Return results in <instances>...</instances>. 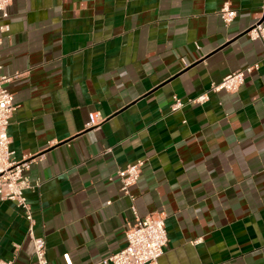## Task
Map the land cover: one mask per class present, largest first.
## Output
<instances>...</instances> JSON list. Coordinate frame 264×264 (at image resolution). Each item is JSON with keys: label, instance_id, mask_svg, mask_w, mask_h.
Here are the masks:
<instances>
[{"label": "crops", "instance_id": "obj_1", "mask_svg": "<svg viewBox=\"0 0 264 264\" xmlns=\"http://www.w3.org/2000/svg\"><path fill=\"white\" fill-rule=\"evenodd\" d=\"M260 20L264 0H11L7 133L31 160L24 196L46 264H100L125 246L132 205L165 214L158 264H264V40L246 33ZM253 64L236 92L188 101ZM137 160L131 199L117 171ZM27 231L0 200V259L38 264Z\"/></svg>", "mask_w": 264, "mask_h": 264}, {"label": "built area", "instance_id": "obj_2", "mask_svg": "<svg viewBox=\"0 0 264 264\" xmlns=\"http://www.w3.org/2000/svg\"><path fill=\"white\" fill-rule=\"evenodd\" d=\"M10 3L11 0H0V32L9 30V25L4 23L3 20L9 16ZM219 14L223 22L229 23L235 17L236 11L224 4L219 9ZM246 33L252 40H264L263 21L255 23ZM1 41L0 37V44ZM256 69H258V64L248 65L232 71L223 76L219 82H212L208 91L188 101L203 103L208 99L209 91L236 92L243 83L245 74ZM18 75V73L13 76L5 75L2 72L0 59V200L13 201L23 210L24 216L28 221L27 235L33 245L35 260L38 264H46L45 239L43 236H36L33 233L34 221L31 206L24 196V190L32 186L26 173L29 170L31 160L27 157L19 160L15 158L14 151L10 149V137L7 133L9 119L16 109L13 93L8 90L7 84ZM183 105L182 100L174 97L170 104V109L175 111ZM102 121L103 118L99 112L95 111L88 114V127H97ZM142 165L143 161L137 160L117 171V177L121 181V190L131 199L129 187L137 182ZM130 208L134 221L126 225L124 230L125 246L117 252L102 258L100 264H158L167 242L165 214L158 211L140 216L133 205ZM0 264H12V260L0 259Z\"/></svg>", "mask_w": 264, "mask_h": 264}, {"label": "water", "instance_id": "obj_3", "mask_svg": "<svg viewBox=\"0 0 264 264\" xmlns=\"http://www.w3.org/2000/svg\"><path fill=\"white\" fill-rule=\"evenodd\" d=\"M262 20L258 21V22H261Z\"/></svg>", "mask_w": 264, "mask_h": 264}]
</instances>
